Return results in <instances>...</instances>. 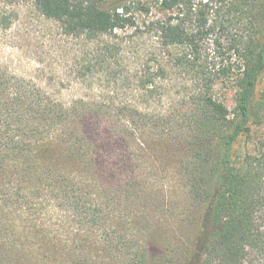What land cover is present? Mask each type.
I'll use <instances>...</instances> for the list:
<instances>
[{"label": "trees", "instance_id": "trees-1", "mask_svg": "<svg viewBox=\"0 0 264 264\" xmlns=\"http://www.w3.org/2000/svg\"><path fill=\"white\" fill-rule=\"evenodd\" d=\"M156 1L164 17L147 31L160 58L138 81L150 106L167 89L164 53L193 74L178 133L164 109L65 103L0 66V264H264V114L255 102L264 0ZM34 2L88 41L137 27L124 1ZM111 40L85 46L81 77L101 66L113 83L129 79L104 67L123 53ZM219 82L235 89L233 112L214 93Z\"/></svg>", "mask_w": 264, "mask_h": 264}, {"label": "rangeland", "instance_id": "rangeland-1", "mask_svg": "<svg viewBox=\"0 0 264 264\" xmlns=\"http://www.w3.org/2000/svg\"><path fill=\"white\" fill-rule=\"evenodd\" d=\"M108 1L111 3L124 1L132 7L137 27L125 32L119 31V37H114L113 40L103 36L88 41L83 37L66 35L61 24L43 15L34 0H0V66L18 77L31 81L54 99L65 103L86 97L139 104L142 112L146 113L161 112L164 109L170 117L172 116L173 122L170 126L178 133L181 125L178 115L183 116L192 109L189 96L194 86L188 82L191 81L193 74L174 69L172 61L164 53L163 61L170 67L168 77L163 81L167 89L162 93L164 100L161 101L160 95H157L149 99L150 106L146 103L148 93L140 88L138 81L149 67L157 66L156 58H160V50L154 52L157 40L147 31V24L151 19L164 17L158 1ZM142 5L148 11L142 10ZM232 30L233 33L239 32L237 28ZM110 40L123 42L121 46L123 53L117 57L112 55L111 59L107 58L104 67L116 66L117 70H126L129 79L124 81V84L122 81L113 83L112 73L101 66L95 69L94 78L81 77L76 60L79 61L84 55L85 46L87 45V49L97 51L98 48L100 50L105 47L104 42ZM234 90L231 85L219 82L214 92L217 97L224 100L232 112L236 107ZM255 102L258 109L260 108V113L264 114V72L259 78ZM258 129L256 127L259 132ZM244 146L242 142V147ZM164 175L159 173V177ZM171 179L167 181L171 182L172 188L179 189L174 186L178 184V180ZM158 227L168 230L171 223L164 220ZM152 244L153 247L158 245L157 242Z\"/></svg>", "mask_w": 264, "mask_h": 264}]
</instances>
